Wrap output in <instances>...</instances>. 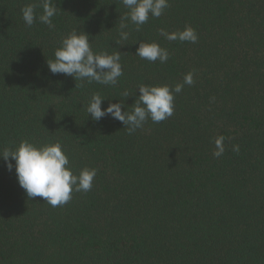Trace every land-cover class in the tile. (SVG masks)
<instances>
[{"label": "trees", "instance_id": "obj_1", "mask_svg": "<svg viewBox=\"0 0 264 264\" xmlns=\"http://www.w3.org/2000/svg\"><path fill=\"white\" fill-rule=\"evenodd\" d=\"M51 3L52 28L38 19L43 0H0V155L22 140L59 142L74 174L97 175L91 191L52 207L29 198L0 157V264H264V0H168L139 30L121 20L122 0ZM186 25L195 43L160 33ZM73 29L94 52H119L115 85L51 73L47 59ZM140 42L167 49L168 61L135 55ZM189 72L174 114L131 135L86 112L95 92L102 108L121 101L130 111L140 84L174 88Z\"/></svg>", "mask_w": 264, "mask_h": 264}, {"label": "clouds", "instance_id": "obj_2", "mask_svg": "<svg viewBox=\"0 0 264 264\" xmlns=\"http://www.w3.org/2000/svg\"><path fill=\"white\" fill-rule=\"evenodd\" d=\"M129 12L121 18L122 21L129 20L140 26L147 23L150 15L159 18L169 4L168 0H122ZM36 5H26L21 9L22 18L26 26L31 27L37 16ZM43 13L38 19L41 23L54 27L52 17L56 15L57 9L51 0H43ZM127 24L121 23L119 37L121 41L129 38V33L123 31ZM161 35L168 40L190 41L195 43L198 34L190 25H186L183 31L167 33L160 30ZM119 43V41H118ZM135 55L141 59L155 62L159 59L165 63L169 59L167 49L160 47L156 42H140ZM119 52L109 54L107 50L94 52L87 33L73 29L62 39L60 46L54 52V59L48 60L47 64L52 74H64L72 76L75 80L93 81L102 85H115L119 77L123 75ZM194 73L185 74L182 84L173 87L169 85H139V96L135 99L131 110H123L125 105L109 103L107 108H102L106 100L100 93L91 95L86 105V112L93 121H100L105 116L120 121L131 135L137 129L143 127L150 118L153 123H160L174 114V94L183 90L184 85H192ZM122 96L128 97L125 90ZM216 150L213 155L219 158L225 151L224 137H217L214 141ZM235 151H239L236 145ZM6 162L8 170L15 167L18 183L25 190L29 198L42 197L52 207L62 206L72 199V193L88 192L93 187L97 170L84 167L79 174H74L69 158L59 142L36 145L27 140H22L14 149L3 150L0 155ZM11 158V159H9ZM11 161H15V165Z\"/></svg>", "mask_w": 264, "mask_h": 264}]
</instances>
